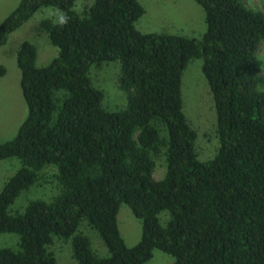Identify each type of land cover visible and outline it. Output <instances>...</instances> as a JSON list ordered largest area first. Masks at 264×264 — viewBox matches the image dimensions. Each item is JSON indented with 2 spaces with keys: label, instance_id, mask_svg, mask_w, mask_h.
<instances>
[{
  "label": "trees",
  "instance_id": "obj_1",
  "mask_svg": "<svg viewBox=\"0 0 264 264\" xmlns=\"http://www.w3.org/2000/svg\"><path fill=\"white\" fill-rule=\"evenodd\" d=\"M73 1L18 0L0 20L1 45L42 5L71 17L63 27L39 21L57 48L46 65L35 66L26 40L15 52L26 115L0 142V159L19 160L0 189V232L16 233L17 247H0V264H53V235L69 239L75 264H142L153 249L171 264H264V87L256 54L264 2L259 10L243 0H194L205 24L195 38L139 31L138 0H92L80 13ZM193 57L201 58L215 110L218 146L205 160L195 155V132L181 110L180 74ZM111 60L126 92L125 108L114 111L101 106L102 92L87 74L92 63ZM159 155L164 169L156 179ZM50 164L58 193L10 213L16 195ZM121 202L140 220L131 246L117 228ZM80 220L97 232L105 256L76 231Z\"/></svg>",
  "mask_w": 264,
  "mask_h": 264
},
{
  "label": "rangeland",
  "instance_id": "obj_2",
  "mask_svg": "<svg viewBox=\"0 0 264 264\" xmlns=\"http://www.w3.org/2000/svg\"><path fill=\"white\" fill-rule=\"evenodd\" d=\"M92 0H74L72 8L80 13ZM144 12L134 21L141 32L165 31L199 38L204 31V13L194 0H138ZM247 6L263 10L264 0H243ZM18 0H0V20L17 4ZM61 10L50 5L38 7L30 17L12 30L0 45V64L5 72L0 76V142L14 136L18 125L26 115V106L19 87V69L15 63L18 45L26 40L35 48V66L46 65L56 55L57 48L50 43L46 33L39 27V21L48 19L55 22ZM259 60L257 81L264 87V42L256 50ZM201 58L188 60L180 74L179 92L181 110L189 126L194 130L193 149L197 159L210 158L216 151L218 139L215 132V110L206 79L200 70ZM119 62L117 60L92 63L87 70L91 83L101 90V106L109 111L121 110L126 106V92L118 84ZM159 135L165 137L161 128ZM152 173L154 178L163 175L164 159L156 158ZM19 167L16 157L0 159V189L3 182ZM55 167L46 165L37 174V181L22 189L8 206L10 213L20 212L33 199L49 200L58 193L59 185L53 176ZM167 210H160L157 219L164 225ZM116 223L120 236L127 246L133 245L140 236V220L129 206L121 202L116 212ZM76 231L85 235L92 253L105 256L107 249L97 232L85 220H80ZM0 247H17V234L0 232ZM54 257L53 264H75L71 256L69 239L55 235L47 245ZM172 257L158 249L152 250L151 257L142 264H171Z\"/></svg>",
  "mask_w": 264,
  "mask_h": 264
},
{
  "label": "clouds",
  "instance_id": "obj_3",
  "mask_svg": "<svg viewBox=\"0 0 264 264\" xmlns=\"http://www.w3.org/2000/svg\"><path fill=\"white\" fill-rule=\"evenodd\" d=\"M70 19L71 17L68 14L63 13L61 11L60 15L56 18L55 22L57 23L58 27H63L69 22Z\"/></svg>",
  "mask_w": 264,
  "mask_h": 264
},
{
  "label": "crops",
  "instance_id": "obj_4",
  "mask_svg": "<svg viewBox=\"0 0 264 264\" xmlns=\"http://www.w3.org/2000/svg\"><path fill=\"white\" fill-rule=\"evenodd\" d=\"M6 158H9V157H6ZM3 159V158H2Z\"/></svg>",
  "mask_w": 264,
  "mask_h": 264
}]
</instances>
